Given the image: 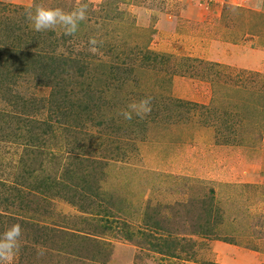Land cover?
<instances>
[{"label":"rangeland","instance_id":"1","mask_svg":"<svg viewBox=\"0 0 264 264\" xmlns=\"http://www.w3.org/2000/svg\"><path fill=\"white\" fill-rule=\"evenodd\" d=\"M81 2L71 36L27 18ZM256 2L0 0V231L22 226L13 264H264ZM143 97L151 112L125 120Z\"/></svg>","mask_w":264,"mask_h":264},{"label":"clouds","instance_id":"2","mask_svg":"<svg viewBox=\"0 0 264 264\" xmlns=\"http://www.w3.org/2000/svg\"><path fill=\"white\" fill-rule=\"evenodd\" d=\"M257 8L264 7V0H257ZM87 3L81 2L69 11L59 7L37 6L34 11H27V18L31 22L34 31L54 30L57 27L63 29L65 35L71 36L78 31L81 22L87 18ZM91 51H97L96 38H90ZM151 97H143L129 103L126 109L120 112L125 120H131L133 116L143 118L151 112ZM22 226L13 223L0 231V264H13V260L21 247Z\"/></svg>","mask_w":264,"mask_h":264}]
</instances>
